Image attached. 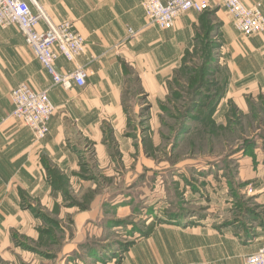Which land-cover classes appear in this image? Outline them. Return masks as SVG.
<instances>
[{
	"label": "crops",
	"instance_id": "obj_1",
	"mask_svg": "<svg viewBox=\"0 0 264 264\" xmlns=\"http://www.w3.org/2000/svg\"><path fill=\"white\" fill-rule=\"evenodd\" d=\"M36 1L54 23L71 21L84 38L86 53L74 62L60 57L56 68L62 74L81 68L86 80L83 87L74 85L69 90L54 86L18 28H0V171L7 173L0 180V262L85 264L81 262L85 255L78 244H85L87 236H97L95 230L88 235L86 224L103 219V211L109 209L102 204L111 202L108 193L96 192L99 182L119 169L155 167L138 158L140 162L134 164L132 155L150 153L159 147V130L167 106L177 98H189V89L203 70V63L207 83L204 104L208 110L201 125L195 128L208 121L223 128L232 111L236 116L245 115L249 104L254 106L264 99V32L241 36L216 0H211L209 11L178 16L168 30L149 23L142 9L145 0ZM240 1L245 6L261 3L264 15V0ZM129 29L134 35L129 34ZM20 83L35 92L46 90L55 108L50 132L38 143L28 128L11 118L9 94ZM143 122L145 125L140 127ZM190 129L186 127L184 134H191ZM176 137L177 133L174 141ZM135 139L140 140L136 145ZM119 154L120 159L116 157ZM180 163L174 166L177 191L185 192L188 188H182V182L192 180L190 185L186 183L191 189L186 193L190 195L192 212L197 211L190 217L175 212L173 225L161 226L155 232L157 247H149V243L142 246L140 262L243 264L245 257L264 245V178L258 175L263 165L243 164L246 173L253 169L246 174L252 180L247 183L254 193L252 202L258 205L251 212L241 205L235 207L236 194L231 195L227 184L211 182L208 166ZM158 167L164 174L168 169L165 163ZM46 170L59 171L61 177L70 179L69 185L77 192L70 197L74 201H90L89 208L83 210L66 207L60 194L62 200L48 194L41 199L44 212L47 210L49 217L61 221L62 233L56 232L61 243L60 248L53 249L57 253L53 261H40L32 253L21 252L11 241V232L37 236L38 220L21 209L16 192L18 186L26 187L28 182L24 181H30L32 174L38 172L41 177V171ZM192 171L204 174L196 182ZM90 191L94 192L93 197ZM162 191L159 202L165 204ZM242 200L246 204L250 199ZM55 203L59 204L56 214L51 212ZM66 219L73 224H67ZM134 261V256H126L123 264Z\"/></svg>",
	"mask_w": 264,
	"mask_h": 264
},
{
	"label": "rangeland",
	"instance_id": "obj_2",
	"mask_svg": "<svg viewBox=\"0 0 264 264\" xmlns=\"http://www.w3.org/2000/svg\"><path fill=\"white\" fill-rule=\"evenodd\" d=\"M185 97L186 101L177 98L174 104L167 106L168 112L166 111L159 130V147L150 153L141 151L140 154L132 155L134 164L140 162L137 160L138 158L143 160V163L153 164L154 168L150 167L148 170L143 167L138 169L134 167L128 171L119 169L114 171L110 177H103L99 182L100 185L97 186L96 192L100 195L108 193L111 202L102 204V207L109 209L107 212L103 211V219H97L96 223L87 222L88 235H91V231L95 230L97 236H87L85 244H78L85 255L81 262L83 261L85 264H123L126 256H134L136 262L134 261L133 264H145L140 262L142 246L149 243V247L151 244L155 248L157 247L158 235L155 232L161 226L173 225L175 212L190 217L193 212L197 211L192 212V206L189 204L190 195L186 193L191 190L186 186V183L190 185L193 181H183L181 187L188 189H184L185 192L183 191L181 194L177 191V183L174 182L175 177H173L177 173L174 166L180 162L182 165L208 166L207 174L209 173L208 178H211L212 183L227 184L231 195L235 192V207H246L251 212H255L257 209L258 205L252 202L251 194L253 192L248 194L250 184L247 185V183L252 180L246 176L253 169L251 168L246 173L243 167L244 165L246 167L248 164L246 162H249L252 165L261 163L264 168V99H260L262 101L259 100L260 102L254 106L249 104L248 113L237 115L238 120H235L237 116L233 109L234 111L229 115V122L225 123L223 128L215 123V125L204 123L203 127L195 128L201 125L199 122L207 115L208 108L205 107L202 99H196L198 107L189 109L188 104L191 101L187 96ZM185 111L187 114L180 117ZM144 125L143 122L140 127ZM186 127H191L190 131L193 129L191 134H184ZM177 132H183V134H177L174 141L173 137ZM33 140L39 142L34 138ZM138 142H140L139 139L134 140L135 145ZM116 157L120 159L121 155H116ZM163 163L168 165L165 174L158 167ZM263 170L258 173L261 178H264ZM78 173L81 176L84 174ZM192 173V178L197 182L202 178L204 171H192ZM6 174L4 171H0V180ZM41 174V177L38 172L32 174L33 177L30 181H24V184L28 182L26 187L18 186L16 192L21 200V209L31 212V216L38 220L37 236L33 238L24 233L14 234L11 232L13 234L11 241L21 252L32 253V256L37 257L40 261H53L57 254L53 249L60 248L61 236L56 232L62 233L59 224L61 221L49 217L47 210L44 212L45 206L41 199L46 194L51 196L60 194L63 196L66 207L78 206L83 210L89 208L90 201L80 204L74 201L72 198L75 197L74 194H77L76 188H71L70 179L61 177L59 171L46 170L41 171ZM200 184L205 183L201 181ZM162 189L164 190L162 195H165V204L159 202ZM240 191L243 193L241 194ZM90 192V197H93L94 192ZM71 196L73 197L70 198ZM243 197L250 199L247 201L248 203H243ZM60 198L62 200V197ZM54 205L51 212L56 214L59 204L55 203ZM251 214L255 215L256 213ZM186 219L189 220V218ZM65 222L69 225L73 224L70 219H66ZM72 238L73 236L70 235L69 239ZM95 253L101 255L98 257ZM136 255L138 258L135 257ZM76 261L80 262L79 259Z\"/></svg>",
	"mask_w": 264,
	"mask_h": 264
},
{
	"label": "built area",
	"instance_id": "obj_3",
	"mask_svg": "<svg viewBox=\"0 0 264 264\" xmlns=\"http://www.w3.org/2000/svg\"><path fill=\"white\" fill-rule=\"evenodd\" d=\"M232 20L233 27L241 35L250 37L264 32L262 4L245 6L240 0H216ZM211 0H145L142 9L149 23L159 29L173 28L175 19L186 13H204L211 10ZM40 25H44L41 29ZM16 26L34 58L52 79L54 86L69 90L83 87L86 74L81 68L62 74L56 61L62 57L74 62L86 53V42L75 30L73 22L54 23L36 0H0V28ZM129 34L134 31L129 29ZM13 110L11 118L28 128L36 141L50 132L49 124L54 113L46 90L35 92L25 83L16 85L10 93ZM252 189L248 190V194ZM243 264H264V245L244 258Z\"/></svg>",
	"mask_w": 264,
	"mask_h": 264
},
{
	"label": "trees",
	"instance_id": "obj_4",
	"mask_svg": "<svg viewBox=\"0 0 264 264\" xmlns=\"http://www.w3.org/2000/svg\"><path fill=\"white\" fill-rule=\"evenodd\" d=\"M205 66L206 64L203 63L200 67L201 69V73H199L198 75H196L194 81L191 84V87L189 89V100L191 101L190 104H188V108H197V100L196 99H202L203 101L206 100V96L204 94V91L206 90V81H205ZM184 114H187V111H185L180 117H183ZM191 115V114H188ZM209 122V121H208ZM208 122H205V124L207 125ZM205 125V126H206ZM210 125V124H209ZM183 128V127H182ZM181 130V129H180ZM179 130V131H180ZM186 128L184 129L185 132ZM182 134L181 132H177V134Z\"/></svg>",
	"mask_w": 264,
	"mask_h": 264
}]
</instances>
